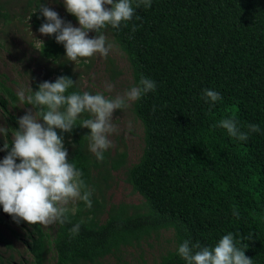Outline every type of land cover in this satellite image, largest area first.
<instances>
[{"label": "trees", "instance_id": "1", "mask_svg": "<svg viewBox=\"0 0 264 264\" xmlns=\"http://www.w3.org/2000/svg\"><path fill=\"white\" fill-rule=\"evenodd\" d=\"M41 3L49 7L47 0ZM38 5L39 0H0V22L27 17L38 32L44 19L39 9L32 12ZM135 15L139 19L107 30L129 63L133 83L141 75L156 82L154 91L132 103L143 129L142 155L128 164L127 148L111 147L97 161L87 148L89 129L76 125L64 133L67 158L92 189V206L76 201L75 214L63 224L55 222L53 233L40 223H16L0 210V243L11 250L3 230L18 238L17 230L22 231L30 255L17 263L12 254H0V264H48L51 254L54 264H122L123 249L165 231H172L173 247L156 264H184L175 252L183 240L211 246L227 232L238 247L247 246L252 264H264V0H151ZM42 42L34 58L38 74L31 77L26 97L39 82L60 75L75 82L68 91H85L79 63L66 60L54 34H44ZM110 66L119 76L113 60ZM4 76L0 73V111L6 121L0 145L11 141L19 103L31 107ZM205 88L222 97L211 108L201 98ZM229 116L243 131L248 124H258L260 131L246 141L229 137L214 127ZM117 171H123L140 202L110 201ZM81 221L73 236L69 229Z\"/></svg>", "mask_w": 264, "mask_h": 264}, {"label": "clouds", "instance_id": "2", "mask_svg": "<svg viewBox=\"0 0 264 264\" xmlns=\"http://www.w3.org/2000/svg\"><path fill=\"white\" fill-rule=\"evenodd\" d=\"M61 2L66 12L76 18L77 26L60 17L41 0L32 12L39 9L44 18L37 31L49 36L54 34L55 41L63 45L66 60L74 63L78 58L95 54L107 56L112 46L106 43L103 30L119 28L121 22L139 19L138 15L134 16L136 8L151 6V0ZM89 31L95 35L89 36ZM74 83L70 77L60 75L51 82H39L35 91L31 88L26 97L31 108L16 118L17 127L11 134L10 143L0 145V151L7 150L0 157V210L16 223L23 220L29 224H63L69 214H75L76 201H82L90 208L92 189L83 180L81 169L67 158L64 133H71L76 125L89 129L84 135L88 140V151L101 161L105 151L113 146L109 139L116 131L112 123L113 110L129 107L156 87L154 80L141 75L123 95L109 97L101 92L68 91ZM201 98L210 108L222 99L218 91L210 88L202 90ZM20 99L25 100L23 94ZM84 114H87L86 118ZM214 127L225 129L229 137L239 141H246L251 133L260 131L258 124H248L245 126L247 131L241 130L233 116L216 121ZM233 215H237L235 209ZM82 222L69 229L73 236L78 234ZM238 244L233 233L227 232L211 246L185 239L175 252L184 264H252L244 252L247 246L238 247Z\"/></svg>", "mask_w": 264, "mask_h": 264}, {"label": "rangeland", "instance_id": "3", "mask_svg": "<svg viewBox=\"0 0 264 264\" xmlns=\"http://www.w3.org/2000/svg\"><path fill=\"white\" fill-rule=\"evenodd\" d=\"M50 8L60 13V17L70 21L73 26H77L76 18L66 12L61 0H47ZM29 18H15L9 23L0 22V73L5 74L4 78L7 85H10L18 94L26 97V90L29 88L31 77L38 74L35 54L36 48L40 45L44 34L36 32L30 27ZM104 35L106 43L111 44V49L107 56L95 54L87 58H78L76 65L81 73L82 85L85 91L90 93L101 92L106 96L114 97L123 95L124 91L133 84V78L129 63L115 43L111 33L105 29ZM89 36L95 35L89 31ZM110 60H113L116 70L121 71L119 76L115 77L112 73ZM42 68L44 65L41 63ZM109 85L111 87L109 88ZM22 102L14 113L17 116L23 115L26 109H29ZM35 114V111L33 110ZM5 119L0 111V133L5 126ZM112 123L116 131L109 136L113 148L120 149L126 147L128 152V164L137 162L142 155L144 141L143 129L140 121L135 117L132 111V104L123 110L114 109L112 113ZM115 181V182H114ZM114 183L109 191L110 201L134 202L138 203L141 196L132 191L123 175V171L115 172ZM43 227L53 233L56 229L55 222L51 224H42ZM2 228V224H0ZM20 238L11 234L9 230H3V233L10 238L12 249H8L0 243V254L8 258L12 254L14 262H20L30 258L26 245L22 240L23 233L18 231ZM172 231L163 232L158 238H150L142 242L139 246H130L121 252L119 258L122 264H156L162 253L173 247ZM54 254L50 255L48 264H54ZM5 260V259H4ZM110 261H116L115 257H110ZM16 264V263H15Z\"/></svg>", "mask_w": 264, "mask_h": 264}]
</instances>
